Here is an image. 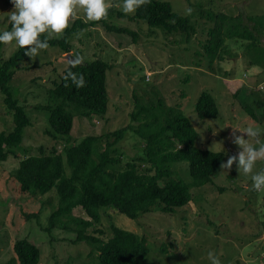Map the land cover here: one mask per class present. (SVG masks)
Here are the masks:
<instances>
[{
    "label": "rangeland",
    "instance_id": "obj_1",
    "mask_svg": "<svg viewBox=\"0 0 264 264\" xmlns=\"http://www.w3.org/2000/svg\"><path fill=\"white\" fill-rule=\"evenodd\" d=\"M163 1H169L174 12L189 16L195 23L197 32L190 40L182 32L170 33L145 20L129 19L136 9L123 13L119 0L115 13L106 21L114 27L128 28L136 35L110 31L102 23L89 25L73 36L71 53L48 47L28 57L17 68L9 85L25 106L31 124L25 128L17 155L0 162V264L16 257L14 243L21 238H29L40 247L38 264H99L96 247L85 239L76 241V231L80 228L77 222L62 217L54 227L50 226L49 218L60 206L56 189L46 194L21 192L13 174L20 159L28 154L52 152L54 148L63 152L67 144L77 143L87 135L129 125L137 128L147 120H134L133 113L148 109L161 114L160 99L175 113L188 117L198 134L196 146L222 152L223 161L241 150L232 142L233 128L252 127L259 134L246 143L253 146L264 143V69L251 63L255 49L248 45L249 41L237 40L233 44L234 39L226 37L228 54L216 59L212 66L205 51L210 28L217 22L216 14L264 17V0ZM106 2L108 7L114 4V0ZM201 8L207 15L200 12ZM12 9L10 0H0V30L10 28L7 15ZM119 12L125 16L119 17ZM77 18L87 21L78 6L68 26ZM259 44L264 47V38ZM18 48L14 42L2 44L1 57L9 58ZM78 50L83 51L87 61L99 58L109 64L108 111L104 116H76L71 134L55 139L47 133L49 112L40 107L48 101L49 87L60 79L62 71L73 61L71 54L76 55ZM204 91L216 98L219 114L215 118H201L196 111ZM13 126V114L0 90V131H9ZM235 131L247 138L246 134ZM144 144L139 134L129 129L118 150L125 159H130L142 155ZM185 166L182 164L177 169L183 175L181 178L191 184L188 169L184 174ZM65 169L69 174L66 161ZM261 169H264V157L254 163L252 172ZM250 177L251 173L239 175L234 161L230 169L219 168L210 183L193 186L191 202L176 213L158 210L133 220L107 208L103 211L101 229L109 236L111 225L116 224L146 237L149 264H211L210 251L218 264H264V188L253 190ZM72 214L89 218L79 206L72 209ZM94 232L95 226L87 229L88 234ZM16 264L20 263L16 261Z\"/></svg>",
    "mask_w": 264,
    "mask_h": 264
},
{
    "label": "trees",
    "instance_id": "obj_2",
    "mask_svg": "<svg viewBox=\"0 0 264 264\" xmlns=\"http://www.w3.org/2000/svg\"><path fill=\"white\" fill-rule=\"evenodd\" d=\"M118 1L114 0V4L107 9V15L98 21L87 23L77 18L61 36L49 38V47H58L63 53H71L73 36L97 23L106 25L110 31L136 35L128 28L114 27L106 21L115 13ZM200 12L207 15L203 8ZM118 16L125 14L119 12ZM128 18L145 20L151 26H160L170 33L182 32L187 40L197 32L192 19L174 12L169 1L143 0ZM215 18L217 25L210 28L209 42L205 45L211 66L216 59H223L228 54L225 52L227 37L234 39L233 44L237 40L249 41L248 45L255 49L251 63L264 69V47L257 45L263 43L264 17L245 18L243 15L230 16L220 12ZM1 47L2 44L0 90L14 120L11 130L0 131V162H3L11 155H17L25 128L31 121L25 106L9 85L17 68L28 56L23 49L18 48L4 59L1 57ZM77 55L80 57L79 62L70 60L60 79L54 80V86L49 87L48 101L40 107L49 112L47 133L55 139L71 134L76 116H104L108 111L110 97L106 72L109 64L99 58L87 61L81 50L76 55L71 54V57ZM69 70L83 76V86L77 88L70 80L65 81V74ZM158 106L159 110L163 109L161 114L148 109L133 113L134 120H147L137 128L129 125L99 135H87L77 143L67 144L63 152L54 148L52 152L28 154L20 159L14 171L13 177L18 181L22 193L46 194L56 189L60 206L49 218L50 226L54 227L56 220L62 217L77 222L80 228L76 231V241L85 239L92 243L98 251L99 264H149L150 248L146 237L116 224L111 225L112 233L109 236L105 229H101L105 209L113 208L133 220L158 210L176 213L177 209L191 202V188L210 183L223 162L222 152L196 146L198 134L187 116L165 106L163 99H160ZM196 111L201 118L217 117L219 109L216 98L210 92H202ZM129 129L135 130L145 144L142 155L125 159L118 150V144ZM65 161L70 168L69 174L65 169ZM182 164L186 165L185 175L188 169L191 184L181 178L183 175H179L177 166ZM78 206L89 218L72 214V209ZM93 226L95 232L88 234L87 229ZM97 233L100 235L97 236ZM14 251L16 257L4 264H16V261L20 264L40 262L41 249L29 238L17 239Z\"/></svg>",
    "mask_w": 264,
    "mask_h": 264
},
{
    "label": "clouds",
    "instance_id": "obj_3",
    "mask_svg": "<svg viewBox=\"0 0 264 264\" xmlns=\"http://www.w3.org/2000/svg\"><path fill=\"white\" fill-rule=\"evenodd\" d=\"M143 0H120V10L127 14L141 5ZM13 9L8 12L7 21L10 22L8 30H0V44L14 42L24 50L28 57L36 56L39 50L49 47L48 41L53 34H62L74 16V9L78 6L83 9L87 21H98L107 15L108 5L106 0H10ZM43 34V36L41 35ZM77 55L73 62H79ZM65 81L79 88L83 86L82 75H77L71 70L67 71ZM233 128V127H232ZM232 142L241 149L236 155H229L226 161L221 162V169H230L236 162L239 175L251 173V187L259 191L264 188V169L252 172L254 163L264 157V143L253 146L246 143L249 138L257 137L258 131L252 127L243 130L233 128ZM235 130L246 134L247 138L237 135ZM208 257L211 264H218L217 258L210 251Z\"/></svg>",
    "mask_w": 264,
    "mask_h": 264
},
{
    "label": "water",
    "instance_id": "obj_4",
    "mask_svg": "<svg viewBox=\"0 0 264 264\" xmlns=\"http://www.w3.org/2000/svg\"><path fill=\"white\" fill-rule=\"evenodd\" d=\"M67 56H68V58H69V57H70V54H68ZM69 59H70V58H69Z\"/></svg>",
    "mask_w": 264,
    "mask_h": 264
},
{
    "label": "crops",
    "instance_id": "obj_5",
    "mask_svg": "<svg viewBox=\"0 0 264 264\" xmlns=\"http://www.w3.org/2000/svg\"><path fill=\"white\" fill-rule=\"evenodd\" d=\"M260 83H262V82H260Z\"/></svg>",
    "mask_w": 264,
    "mask_h": 264
}]
</instances>
